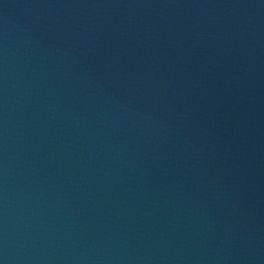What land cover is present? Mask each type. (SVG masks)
<instances>
[{
  "label": "water",
  "instance_id": "95a60500",
  "mask_svg": "<svg viewBox=\"0 0 264 264\" xmlns=\"http://www.w3.org/2000/svg\"><path fill=\"white\" fill-rule=\"evenodd\" d=\"M0 264H264V0H0Z\"/></svg>",
  "mask_w": 264,
  "mask_h": 264
}]
</instances>
